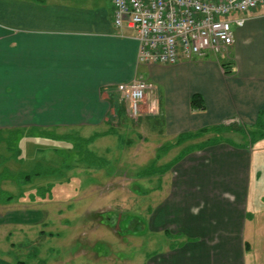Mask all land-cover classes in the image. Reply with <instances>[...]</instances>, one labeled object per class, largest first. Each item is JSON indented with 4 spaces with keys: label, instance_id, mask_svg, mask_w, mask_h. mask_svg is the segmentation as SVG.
<instances>
[{
    "label": "crops",
    "instance_id": "0c3cea01",
    "mask_svg": "<svg viewBox=\"0 0 264 264\" xmlns=\"http://www.w3.org/2000/svg\"><path fill=\"white\" fill-rule=\"evenodd\" d=\"M113 9L112 0H0V107L16 101L13 113L35 128H97L84 137L93 144L112 130L117 136L113 128L129 116L126 105L120 114L115 86L145 77L156 84L158 107L141 109L140 125L158 140L156 148L172 140L164 156L183 144L176 141L182 135L194 141L211 126L264 124V6L234 27L224 58L210 54L175 65L139 63L136 31L116 28ZM193 94L202 109L191 107ZM249 147L195 146L159 175L163 186L149 191L160 194L146 201L155 205L145 229L169 241L146 264H243L251 251L244 237Z\"/></svg>",
    "mask_w": 264,
    "mask_h": 264
},
{
    "label": "rangeland",
    "instance_id": "374dc122",
    "mask_svg": "<svg viewBox=\"0 0 264 264\" xmlns=\"http://www.w3.org/2000/svg\"><path fill=\"white\" fill-rule=\"evenodd\" d=\"M132 81L152 85L140 110L151 104L156 111V84L145 77ZM14 102L0 107V114L6 111L0 116V264H146L169 241L145 229L155 205L146 201L160 194L149 191L163 186L159 175L195 146L219 141L254 151L244 226L251 251L243 264H264V124L211 126L208 136L185 138L164 156L172 140L156 148L158 140L144 133L139 112L113 128L117 136L112 130L88 144L94 138L84 137L97 128L47 126L39 132L18 119ZM124 108L125 102L120 114Z\"/></svg>",
    "mask_w": 264,
    "mask_h": 264
},
{
    "label": "built area",
    "instance_id": "2783aa9c",
    "mask_svg": "<svg viewBox=\"0 0 264 264\" xmlns=\"http://www.w3.org/2000/svg\"><path fill=\"white\" fill-rule=\"evenodd\" d=\"M113 25L136 31L138 61L145 65H174L226 54L234 41V27L264 0H112ZM152 85L145 81L120 83L119 101L135 116Z\"/></svg>",
    "mask_w": 264,
    "mask_h": 264
},
{
    "label": "trees",
    "instance_id": "16d2710c",
    "mask_svg": "<svg viewBox=\"0 0 264 264\" xmlns=\"http://www.w3.org/2000/svg\"><path fill=\"white\" fill-rule=\"evenodd\" d=\"M190 105L192 108L194 109H202L203 108V104H202V99L201 97L198 95V94H193L191 97H190ZM35 130L41 132V131H45V130H39L38 127L35 128ZM43 134V133H42ZM191 135L190 134H186V135H182V136H179L178 138V143L179 142H182L185 140V138H190ZM89 142V141H88ZM28 177V176H27ZM28 179V178H27ZM246 247L249 248V243L246 242L245 243Z\"/></svg>",
    "mask_w": 264,
    "mask_h": 264
}]
</instances>
